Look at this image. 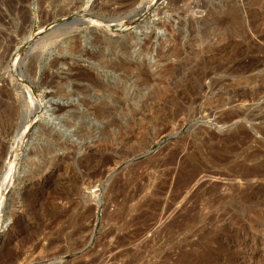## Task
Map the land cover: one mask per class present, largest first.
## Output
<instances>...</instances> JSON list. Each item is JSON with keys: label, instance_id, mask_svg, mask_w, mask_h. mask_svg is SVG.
Segmentation results:
<instances>
[{"label": "rangeland", "instance_id": "1", "mask_svg": "<svg viewBox=\"0 0 264 264\" xmlns=\"http://www.w3.org/2000/svg\"><path fill=\"white\" fill-rule=\"evenodd\" d=\"M0 202V264H264V0H0Z\"/></svg>", "mask_w": 264, "mask_h": 264}, {"label": "bare ground", "instance_id": "2", "mask_svg": "<svg viewBox=\"0 0 264 264\" xmlns=\"http://www.w3.org/2000/svg\"><path fill=\"white\" fill-rule=\"evenodd\" d=\"M234 9H236V8H235V7H233V11H236V10H237V9H236V10H234ZM231 11H232V10H231ZM236 12H237V11H236ZM235 17H236V16H235ZM97 80H98V79H97ZM23 130H24V129H23ZM109 162H110V161H109ZM0 203H1V202H0Z\"/></svg>", "mask_w": 264, "mask_h": 264}]
</instances>
